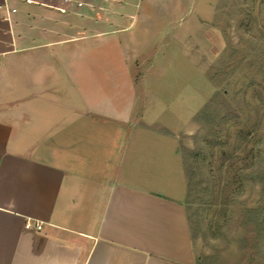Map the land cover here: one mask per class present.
<instances>
[{
  "label": "rangeland",
  "instance_id": "obj_1",
  "mask_svg": "<svg viewBox=\"0 0 264 264\" xmlns=\"http://www.w3.org/2000/svg\"><path fill=\"white\" fill-rule=\"evenodd\" d=\"M66 8L72 36L49 60L57 110L95 108L122 142L129 130L167 140L144 128L176 140L198 251L212 264H264V0Z\"/></svg>",
  "mask_w": 264,
  "mask_h": 264
},
{
  "label": "crops",
  "instance_id": "obj_2",
  "mask_svg": "<svg viewBox=\"0 0 264 264\" xmlns=\"http://www.w3.org/2000/svg\"><path fill=\"white\" fill-rule=\"evenodd\" d=\"M70 4L0 0V264H212L176 140L144 128L167 140L122 142L95 108L57 110L49 60L72 36Z\"/></svg>",
  "mask_w": 264,
  "mask_h": 264
},
{
  "label": "built area",
  "instance_id": "obj_3",
  "mask_svg": "<svg viewBox=\"0 0 264 264\" xmlns=\"http://www.w3.org/2000/svg\"><path fill=\"white\" fill-rule=\"evenodd\" d=\"M69 1H70V3H71L72 0H69ZM38 228H39V227H38Z\"/></svg>",
  "mask_w": 264,
  "mask_h": 264
}]
</instances>
